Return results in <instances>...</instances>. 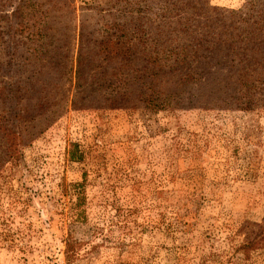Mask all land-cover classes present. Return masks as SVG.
I'll return each instance as SVG.
<instances>
[{
    "label": "rangeland",
    "instance_id": "1",
    "mask_svg": "<svg viewBox=\"0 0 264 264\" xmlns=\"http://www.w3.org/2000/svg\"><path fill=\"white\" fill-rule=\"evenodd\" d=\"M19 1H0V64L28 34L49 43L0 71L7 128L9 103L30 109L14 155L0 130V264H264L243 247L264 222V0H29L8 18ZM105 36L115 58L84 50L79 76L80 38Z\"/></svg>",
    "mask_w": 264,
    "mask_h": 264
},
{
    "label": "trees",
    "instance_id": "2",
    "mask_svg": "<svg viewBox=\"0 0 264 264\" xmlns=\"http://www.w3.org/2000/svg\"><path fill=\"white\" fill-rule=\"evenodd\" d=\"M1 1V0H0ZM29 0H20L17 4H11L12 5V11L9 13L8 18H29L31 16L29 14L28 16V9H26L30 4L28 5ZM1 5V3H0ZM7 9H1L0 10V16H2L3 12L6 13ZM18 23V22H17ZM11 28L13 29L12 25ZM24 39L19 40L20 45L23 48H28V45L30 43H33L36 47L28 48L25 49V51L19 53L16 52V46H13V41L12 39L8 36L7 39L9 41H6V45L8 46H13L15 53L14 55L12 54L11 57L8 58L7 62L4 64H0V71L1 73H5L9 75L10 77H14V72L16 73H24L22 68L17 64V61L19 58H21V61H23L25 64L29 65V59L31 58H41L43 54L46 52H43L44 48L46 47L45 45H48L49 40L46 41V44L43 45L45 34L42 32L38 33H33V34H28L27 36H24ZM3 39V38H2ZM14 39V38H13ZM87 43V44H86ZM88 43H92V45H89ZM50 50L52 52H56L60 50V45L55 42L51 41L49 44ZM119 47V41L113 40L112 37L110 36H105L101 39H94V38H89L85 39L82 37L80 38V47L78 49V59H77V72L79 76L85 77V73L90 71L91 69V64L87 63L86 60L84 59V50H87L89 52H92V54L98 56L99 58L106 59V58H115L117 48ZM29 53V54H27ZM118 55L120 53L117 52ZM117 55V56H118ZM56 53L52 56L55 57ZM18 58V59H17ZM54 65L59 64L57 60L53 62ZM100 65V64H99ZM238 81L240 80L241 82V77L243 76V73L238 72ZM245 74V73H244ZM248 74V72H247ZM263 72H259L258 75H263ZM249 76L251 73L248 74ZM248 76V77H249ZM248 80H250L248 78ZM254 84V80H252ZM86 83V82H85ZM90 83V84H89ZM77 84H80L77 82ZM17 81H8L5 82L4 85L0 86V104L2 105V102L4 98H9V101H13L15 99V93H14V88H16ZM81 85V84H80ZM91 85V82H87L86 86ZM215 90L211 91V94H214ZM20 102H14V103H9V116L13 118L11 125V129L7 128L9 125V122H4L3 121V116L0 115V130H3V138L5 141L10 142L12 144V147H15L12 150L11 146H7L6 150L3 152V154L12 156L14 155L19 149H17V145L19 141L17 139H20V142L25 141V135L23 134L22 130L19 128V119L23 118L24 116H28L30 113V109L27 106L19 104ZM40 109H46L44 105L38 106ZM3 108V107H2ZM36 119V117H33L31 120ZM24 126H22L23 128ZM35 136V135H34ZM32 136V137H34ZM73 154V158H75ZM258 228L254 232L253 235L248 236V238L245 240V243L243 244V247L245 248H254V247H263L264 248V222L263 223H258L257 224ZM67 246H71V243H67Z\"/></svg>",
    "mask_w": 264,
    "mask_h": 264
}]
</instances>
